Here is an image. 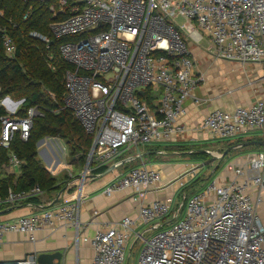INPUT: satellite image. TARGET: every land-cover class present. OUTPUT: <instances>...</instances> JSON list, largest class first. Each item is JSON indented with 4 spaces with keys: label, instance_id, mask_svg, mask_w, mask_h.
Here are the masks:
<instances>
[{
    "label": "built area",
    "instance_id": "built-area-1",
    "mask_svg": "<svg viewBox=\"0 0 264 264\" xmlns=\"http://www.w3.org/2000/svg\"><path fill=\"white\" fill-rule=\"evenodd\" d=\"M32 1L47 5L55 19L50 24L54 37L70 38L60 46V57L72 66L64 74L63 108L92 137L84 172L70 175L67 187L84 183L109 163L131 158V163L140 164L114 179L105 193L132 189L137 200L149 189L159 188L162 173L148 166L143 155L150 144L172 140L184 131L177 119L186 113L185 102L199 101L195 91L205 74L198 70L192 44L206 39L216 58L264 63V0ZM32 14L31 7L24 19ZM178 18L185 23L180 25ZM0 32L5 54L15 58L13 37L5 26ZM30 35L50 42L49 36L38 32ZM24 101L12 95L0 98V155L8 151V167L18 172L23 161L11 150V143L16 136L27 140L34 119L43 115L38 107L25 108ZM200 130L226 140L264 130V98L232 110L214 109L204 117ZM196 167L188 173L190 178ZM227 168L234 171L230 181L211 182L185 197L174 212L169 200H154L142 204L136 218L127 216L97 231L90 238L92 264H125L130 237L143 236L137 231L140 224L151 225L154 232L144 239L138 264H264V223L258 212L264 201V149ZM43 193L39 186L9 190L0 204ZM78 222L77 206L65 199L34 214L0 220V245L9 233L35 241L43 227ZM0 264L38 262L36 255L29 254Z\"/></svg>",
    "mask_w": 264,
    "mask_h": 264
},
{
    "label": "crops",
    "instance_id": "crops-1",
    "mask_svg": "<svg viewBox=\"0 0 264 264\" xmlns=\"http://www.w3.org/2000/svg\"><path fill=\"white\" fill-rule=\"evenodd\" d=\"M190 47L197 61L198 70L205 74V80L198 85L195 91L199 101L188 99L185 102L186 113L177 119L178 125L184 126V131L172 140L150 144L143 155L148 166L162 173L159 188L149 189L146 194L137 197V200L134 199L137 195L132 189L115 191L110 195L105 193V188L114 179L124 174L130 167L139 165V160L119 166L97 179L89 181L88 178L82 184L73 183L72 186L67 187L70 175L79 177L83 174L86 161L82 163L76 157H71L66 144L59 138L45 137L38 143V156L41 159L39 153L43 155L48 166L43 164L53 176L57 177L58 185L62 187L28 197H37L38 203L29 202L28 198L15 204L10 203L11 208L0 211V220H14L23 215L34 214L49 206H56L67 199L77 206L79 222L76 225L60 223L53 229L43 227L37 232L35 241L28 240L27 236L21 233H9L0 245V261L21 259L29 254L38 255L42 252L60 251L64 254L62 264H92L94 249L90 238L97 231L120 222L124 217L136 218L141 205L154 200H169L174 212L185 202L186 196L204 189L209 184V181L207 182L209 178L218 176L221 170L218 166L222 159L203 166L213 156H216V151L222 149L224 152L229 146L240 143L238 142L240 140L241 142L264 140V130L250 131L230 140L219 139L200 130L202 120L210 111L250 106L264 98V63L242 64L216 58L209 48L208 50L202 49L198 44H192ZM191 144L202 147L212 157L203 163L192 161L189 155L191 151L183 150L184 146ZM172 147L182 150H170ZM262 149L264 147L254 145L247 147L244 152L232 150L223 160L228 158L230 164L239 166L245 163L247 154ZM4 152L8 156V151ZM121 157L117 160H121ZM61 161L66 164L58 169ZM112 164L113 162L109 163L107 169ZM0 165L1 175L15 174V177H18L21 172V170L18 172V169H10L7 161ZM194 166H197L196 174L190 178L191 175L189 176L188 173ZM205 166L208 172L203 171ZM227 166L217 177L221 183L228 182L234 177V171L229 170ZM71 167L74 170H71ZM105 171L98 172L97 170L92 174H101ZM205 173H208V176L197 183ZM180 181H185V185L181 186ZM258 212L264 223V205L258 207ZM137 231L142 232L143 236L130 237L126 248L125 264H138L144 239L150 236L154 229L149 224H140Z\"/></svg>",
    "mask_w": 264,
    "mask_h": 264
},
{
    "label": "trees",
    "instance_id": "trees-1",
    "mask_svg": "<svg viewBox=\"0 0 264 264\" xmlns=\"http://www.w3.org/2000/svg\"><path fill=\"white\" fill-rule=\"evenodd\" d=\"M31 7L33 14L28 19H24V15ZM0 11L2 12L0 26L8 29L18 49L15 58L8 57L5 54L0 32V98L5 95H12L18 99L24 98L25 108L35 106L43 112L42 116L34 119L33 128L27 140L16 136L11 143V150L18 155L23 164L18 177H15V174H0V198L4 200L9 190L28 191L39 186L46 192L62 187H59L57 177L52 175L38 156V143L43 138L55 137L64 141L70 155L83 163L91 148L92 137L86 133L73 113L63 108L64 74L72 66L60 57V46L70 38L53 36L50 24L55 19L47 5L32 0H0ZM14 23L17 27L13 26ZM32 31L49 36L50 42L45 43L32 37L30 35ZM1 114L2 111H0ZM170 150L182 149L172 147ZM183 150L191 151L189 153L191 160L198 163L206 162L212 157L202 147L194 144L184 146ZM245 150L247 147L234 152ZM5 161H7L6 152L2 151L0 164ZM222 161L223 159L218 168L222 165ZM106 169L107 167H103L98 172ZM195 193H191L190 196ZM27 200L33 203L39 202L37 197ZM7 208H11L10 203L0 204V211Z\"/></svg>",
    "mask_w": 264,
    "mask_h": 264
},
{
    "label": "water",
    "instance_id": "water-1",
    "mask_svg": "<svg viewBox=\"0 0 264 264\" xmlns=\"http://www.w3.org/2000/svg\"><path fill=\"white\" fill-rule=\"evenodd\" d=\"M140 94H143V91H140ZM254 145L264 147V140H247V141H243V142L231 145L221 155L213 156L209 161H207L205 164H203V166L209 164L210 162H215L218 159H223L232 150H237V149H240L243 147H250V146H254ZM130 161H131V158L118 161L117 163H114L113 165H111L104 173L91 174L89 176L88 180L90 181V180L97 179V178L109 173L110 171H113L117 167L122 166V165H124ZM63 256H64L63 252L55 251L52 253L42 252V253L36 255V258H37L38 264H62Z\"/></svg>",
    "mask_w": 264,
    "mask_h": 264
},
{
    "label": "rangeland",
    "instance_id": "rangeland-1",
    "mask_svg": "<svg viewBox=\"0 0 264 264\" xmlns=\"http://www.w3.org/2000/svg\"><path fill=\"white\" fill-rule=\"evenodd\" d=\"M176 21L181 25V24H184L185 23V20L183 19V18H178V19H176ZM198 46L199 47H201L202 49H205V50H208V48H209V46H210V43L208 42V40H203L202 42H200L199 44H198ZM228 145H231V144H228ZM227 145V146H228ZM146 150V149H145ZM223 153V151H222V149L221 150H219V151H216V153H215V155L216 156H219V155H221ZM234 153V152H233ZM40 154V157H41V159H42V161H43V163L45 164V165H47L48 166V163L46 162V160H45V158L43 157V155H41V153H39ZM69 154H70V152H69ZM72 157V156H71ZM220 163V162H219ZM66 163L65 162H63V161H61V164L59 165V167H58V169H61L62 167H63V165H65ZM222 164L223 165H221L218 169H221L219 172H218V176L219 175H221L222 173H223V171L226 169V166L228 165V164H230V161H229V159L228 158H226V159H224L223 161H222ZM204 168V172H208V168L205 166V167H203ZM217 169V170H218ZM71 170H74V168H72L71 167ZM208 176V173H205L204 175H202L199 179H198V182L197 183H200L201 182V179H204L205 177H207ZM218 176H216V177H211V178H209V180H207V182L210 184L211 182H213V181H215L216 183H221L220 181H218L217 180V177ZM202 181H204V180H202ZM190 194V193H189ZM264 205V201L261 203V206H263Z\"/></svg>",
    "mask_w": 264,
    "mask_h": 264
}]
</instances>
